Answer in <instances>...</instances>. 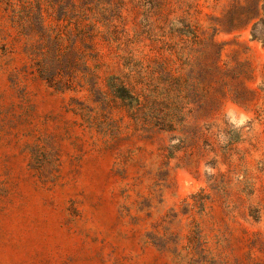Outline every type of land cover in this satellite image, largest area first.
Returning a JSON list of instances; mask_svg holds the SVG:
<instances>
[{
    "label": "rangeland",
    "instance_id": "374dc122",
    "mask_svg": "<svg viewBox=\"0 0 264 264\" xmlns=\"http://www.w3.org/2000/svg\"><path fill=\"white\" fill-rule=\"evenodd\" d=\"M89 1L64 90L0 6V264H264V31L230 24L245 0Z\"/></svg>",
    "mask_w": 264,
    "mask_h": 264
},
{
    "label": "trees",
    "instance_id": "16d2710c",
    "mask_svg": "<svg viewBox=\"0 0 264 264\" xmlns=\"http://www.w3.org/2000/svg\"><path fill=\"white\" fill-rule=\"evenodd\" d=\"M245 3L246 6H236L230 24L234 29L251 25L252 37L256 39V27L261 25L264 31V0H245ZM101 4H97L98 12L103 10ZM90 5L89 0H0L10 24L25 38L32 67L59 90L64 88L55 84V79L60 74L75 73L80 55L74 46L84 41L88 29L99 21V14L90 15ZM107 5L113 18L119 6Z\"/></svg>",
    "mask_w": 264,
    "mask_h": 264
}]
</instances>
